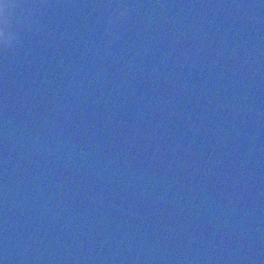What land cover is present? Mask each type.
Returning a JSON list of instances; mask_svg holds the SVG:
<instances>
[{"label": "water", "instance_id": "95a60500", "mask_svg": "<svg viewBox=\"0 0 264 264\" xmlns=\"http://www.w3.org/2000/svg\"><path fill=\"white\" fill-rule=\"evenodd\" d=\"M0 0V264H264V0Z\"/></svg>", "mask_w": 264, "mask_h": 264}, {"label": "clouds", "instance_id": "9594fccd", "mask_svg": "<svg viewBox=\"0 0 264 264\" xmlns=\"http://www.w3.org/2000/svg\"><path fill=\"white\" fill-rule=\"evenodd\" d=\"M14 15H23L25 10H32L36 5H30L27 0H12Z\"/></svg>", "mask_w": 264, "mask_h": 264}]
</instances>
